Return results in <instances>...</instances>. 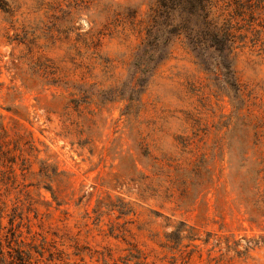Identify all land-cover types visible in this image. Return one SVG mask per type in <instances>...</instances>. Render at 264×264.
Masks as SVG:
<instances>
[{"label":"rangeland","instance_id":"374dc122","mask_svg":"<svg viewBox=\"0 0 264 264\" xmlns=\"http://www.w3.org/2000/svg\"><path fill=\"white\" fill-rule=\"evenodd\" d=\"M155 2L0 0V116L37 150L0 185L4 250L40 264H264V0H213L233 17L234 104L183 37L135 94Z\"/></svg>","mask_w":264,"mask_h":264},{"label":"trees","instance_id":"16d2710c","mask_svg":"<svg viewBox=\"0 0 264 264\" xmlns=\"http://www.w3.org/2000/svg\"><path fill=\"white\" fill-rule=\"evenodd\" d=\"M174 1L156 0L150 8L145 35L134 54L136 60L144 62V66L136 67L132 90L138 94L136 87L143 88L149 76L168 56L171 40L174 37H183L185 46L196 63L205 71L217 72L219 88L233 104L237 103L239 85L232 57L235 48L233 17L230 14L229 17H224L223 12L218 11L217 2L213 0ZM13 65L17 67L14 62ZM128 99L138 100L132 97ZM11 124L8 129L0 116V185L6 186L5 188L14 182L13 169L17 161H20V170L23 171L27 168L25 153L37 152L31 141L26 138L28 133L21 124L13 118ZM45 177L51 179L53 176ZM1 196L2 192L0 198ZM0 264L40 263L37 258H32L29 252L8 244L5 250L0 246Z\"/></svg>","mask_w":264,"mask_h":264}]
</instances>
